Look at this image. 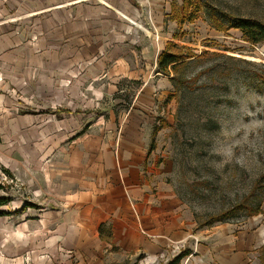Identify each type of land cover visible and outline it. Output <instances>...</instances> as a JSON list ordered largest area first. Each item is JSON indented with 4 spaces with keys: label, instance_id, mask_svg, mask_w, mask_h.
<instances>
[{
    "label": "rangeland",
    "instance_id": "374dc122",
    "mask_svg": "<svg viewBox=\"0 0 264 264\" xmlns=\"http://www.w3.org/2000/svg\"><path fill=\"white\" fill-rule=\"evenodd\" d=\"M106 1L64 13L63 0H0V162L13 175L0 167L12 200L0 264H167L183 250L181 264H264V44L229 22H264V0ZM169 43L196 56L166 75ZM122 146L130 164L100 176ZM81 161L106 201L75 205L61 175ZM241 201L260 212L201 226ZM107 217L111 243L96 232Z\"/></svg>",
    "mask_w": 264,
    "mask_h": 264
},
{
    "label": "trees",
    "instance_id": "16d2710c",
    "mask_svg": "<svg viewBox=\"0 0 264 264\" xmlns=\"http://www.w3.org/2000/svg\"><path fill=\"white\" fill-rule=\"evenodd\" d=\"M189 1V0H188ZM188 13H190V18L193 17V13H196L195 11H189L187 9ZM217 24H221V22L216 19ZM230 26L232 28H236L239 31H241L243 38L248 41L252 42L254 44H264V22L253 18V17H230ZM220 27V26H218ZM196 56L194 51L191 49H188L184 46H180L177 43H169L166 48L162 51L161 55L159 56V62H158V72L159 73H164L166 75H170L171 70H176L178 66L181 64L185 63L186 61L190 60L192 57ZM261 83L264 87V75L260 78ZM160 130V126H155L153 130V141L150 146V152L153 151L155 148V138L158 135V132ZM2 142V137L0 135V143ZM0 167H2V171L8 175L9 177L13 178V175L11 171L1 165L0 162ZM258 187H264V174L263 176L256 182V185L254 187V190ZM1 189H5L2 182L0 183V191ZM11 198L0 195V217L4 215H9L10 212H6L4 210L1 211L2 207L8 206L11 203ZM35 205V204H31ZM29 205V206H31ZM260 207L259 206H253L249 204L246 201H241L240 204H236L233 207L226 209L223 212L217 213V214H211V216H208L207 219L202 220L200 223L201 226L203 227H211L213 224L217 222H226V219L234 216L237 212L240 211H245L247 215L249 216H254L255 214L260 212ZM193 252L191 250H183L182 253L179 255L175 256L173 259H171L167 264H181L183 259L186 257L190 256Z\"/></svg>",
    "mask_w": 264,
    "mask_h": 264
},
{
    "label": "crops",
    "instance_id": "0c3cea01",
    "mask_svg": "<svg viewBox=\"0 0 264 264\" xmlns=\"http://www.w3.org/2000/svg\"><path fill=\"white\" fill-rule=\"evenodd\" d=\"M24 1H28V0H24ZM29 1H32L33 4H35V2H36V4L38 3L37 2L38 0H29ZM63 1H66V4L62 3V4H59V6H56V7L58 9L62 8L64 13L67 10H68L67 12L70 13V8L72 6L83 7L84 10H85V7L87 8L88 6H90L91 4L96 2V0H84V1L83 0H63ZM102 2H103V4H108V1H106V0H102ZM22 3L27 5L26 2H22ZM47 3H49V1ZM43 5H45V4H43ZM64 9H67V10H64ZM51 10L52 9H50V8H42L41 10H37V11L35 9L33 12L28 14V17H42L43 15H45L48 12H50ZM36 12H41V13L33 15V16H29L32 13H36ZM41 19H38V23H37L38 26L40 24L39 21H41ZM44 22L45 21H41L42 24ZM65 111H67V110H65ZM65 111L60 109L57 112H55L54 114H58V113L61 114V112H65ZM92 111L93 110H88V111L87 110L86 111H81L80 110V111H76V113L83 112L84 114H88V112H92ZM0 135H1V133H0ZM1 137H2V135H1ZM152 141H153V136H152ZM2 142H3V137H2ZM150 146H151V144H150ZM150 146H149V150L147 152L146 159H145V161H143L145 170H147V167H148L147 166L148 165L147 161L149 160L150 155L154 151L153 150V151L150 152ZM131 152L132 153L126 152V150L124 151V147L122 146L121 154H119V156H118V164H115L116 159L114 158V156L111 157L107 153H104L103 159L100 160V161H103V162L102 163H97V166H96L99 175L100 176H106V173L109 172L112 168H114V166H112V165L122 166L121 165L122 163H129L130 164L131 155L132 156L134 155V151H131ZM86 159L87 158H85V160ZM100 161H98V162H100ZM112 162H113V164H112ZM71 165L72 166H70V167L72 168V171H70V173H69V176H70L69 179L66 180L67 174H62L61 175V180L64 183H67V185L69 184L68 186L70 188L74 189V188L77 187V189H76L77 194L75 192V195H76L77 198L80 197L81 199H80L79 202L76 201L75 205L91 206V204L95 205V204L99 203L96 200V197L94 195V193H96V192L101 194V195H105V196H102L101 199H105V201H106V198H107V194H106L107 188H106V186H102L100 188H97L98 186H95V185H93L91 183L90 180L92 179V177H95V175L91 174V172H89L90 170H88L89 169L88 166L85 165L82 161L81 162H75V163H73ZM117 187H118V192H116V194H118V195L123 197L124 196L123 193H124L125 189H128V186L126 184L125 185L120 184ZM115 202H117L116 197H115ZM128 203H130V202H128ZM30 207L37 208V209H41L42 208V207L41 208L38 207L36 204L29 206V208ZM133 207L134 208H138V204L134 205ZM109 220L110 219L108 217L105 220H101L99 222V225H98V228H97V231H96L98 239H100L101 241L106 242V243L107 242L111 243L114 240V230H113L114 228H112V224H111V222H109Z\"/></svg>",
    "mask_w": 264,
    "mask_h": 264
}]
</instances>
